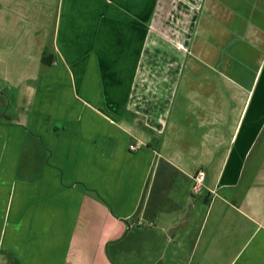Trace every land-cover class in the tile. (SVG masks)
<instances>
[{
    "label": "crops",
    "instance_id": "crops-1",
    "mask_svg": "<svg viewBox=\"0 0 264 264\" xmlns=\"http://www.w3.org/2000/svg\"><path fill=\"white\" fill-rule=\"evenodd\" d=\"M0 106L1 264H264V0H0Z\"/></svg>",
    "mask_w": 264,
    "mask_h": 264
},
{
    "label": "rangeland",
    "instance_id": "rangeland-1",
    "mask_svg": "<svg viewBox=\"0 0 264 264\" xmlns=\"http://www.w3.org/2000/svg\"><path fill=\"white\" fill-rule=\"evenodd\" d=\"M182 27H185V25H168V26L166 25V26H158L156 28L157 30H154V36H155L154 42L157 43V40L159 38V40L167 42L168 44H170V46L173 47L172 48L173 50L171 52L170 51L165 52V55L166 56H170V58L174 55V53L178 52L177 48H179V50H181L180 52H182L183 45H181L182 43L179 45V44L173 43V41L170 42L165 37L166 36L170 37V39H172V40L173 39H178V37H180V35L182 37V35H183V30H182L183 28ZM185 29H184V31H185ZM175 42L178 43V41H175ZM166 48L168 49V47H166ZM172 61H173V59L169 60V62H172ZM166 62H167V60H166ZM147 63H149V62H147ZM155 73H157V74H154V77H159L160 76L159 72H155ZM133 145L136 146V149H132L131 145H130V150L135 151V150H137L139 148L138 146L141 145V142L140 141L133 142ZM22 163H23L22 164V167H23L26 164V160H24V162H22ZM200 170H204V169L197 170L196 173L194 174V177L197 176V173ZM192 179H193L192 192H193L194 195H196V198H199V196H201L202 194H206L207 191L210 190V184H208V182H207L206 172H205V178H204L203 183L200 186L199 190L195 189L197 183H196L194 178H192ZM214 191H215V195L213 196V199H212V204L213 205L218 200V195L222 194V193H220V188H217ZM184 207L187 209L188 208V204H184ZM151 228H153L152 233L154 235V227H151ZM149 230H151V229L149 228ZM146 232H147V229H141L140 231H136L133 234V236H136L137 238H140L141 240H134V239H132L131 235H129V237H131L129 240L130 241L132 240L131 243H129V241H126L125 243H123L121 245V248L118 246V251H116L114 249L115 248L114 246H113V248H110V251H111L110 255H112V258L116 259L115 257H117L116 260L120 264H155L154 247H156V255H155V257H159L160 254L163 251H167L165 249L166 241H167V235L166 234L165 235L164 234H157L158 235L157 238H155V239L154 238H150V242H149L146 239V235H147ZM140 242L144 244L143 248H141L140 245H138ZM145 243L148 246L147 248H145ZM137 246H138V248H137ZM119 250L123 251V254H119ZM176 253L178 255L175 256V254H173L174 256L172 255V258H178L179 255L181 254V250H178V252H176ZM165 254L168 255L167 252ZM145 257H148V258L145 259ZM165 257L171 258V256H165ZM175 262H176L175 259H174V262H173V261H171V260H169L167 258V260H166V262L164 264H175Z\"/></svg>",
    "mask_w": 264,
    "mask_h": 264
},
{
    "label": "built area",
    "instance_id": "built-area-1",
    "mask_svg": "<svg viewBox=\"0 0 264 264\" xmlns=\"http://www.w3.org/2000/svg\"><path fill=\"white\" fill-rule=\"evenodd\" d=\"M131 148H132V149H136V146L133 145V144H131ZM204 178H205V172H204V170H200V171L197 173V176L194 177V179H195V181H196V183H197V184H196V187H195L196 190H197V189H198V190L200 189V186L202 185Z\"/></svg>",
    "mask_w": 264,
    "mask_h": 264
},
{
    "label": "flooded vegetation",
    "instance_id": "flooded-vegetation-1",
    "mask_svg": "<svg viewBox=\"0 0 264 264\" xmlns=\"http://www.w3.org/2000/svg\"><path fill=\"white\" fill-rule=\"evenodd\" d=\"M128 233H126L125 234V236L123 237V240H124V242L123 243H125L126 241H129V243H131V241L129 240L131 237H129V235H127ZM130 235H132V234H130ZM125 238V239H124ZM111 252V251H110ZM119 254H123V251H120L119 250ZM116 259H117V257H115ZM148 257H145V259H147ZM112 259V261L113 262H115L116 264H120L116 259H114V258H111Z\"/></svg>",
    "mask_w": 264,
    "mask_h": 264
},
{
    "label": "trees",
    "instance_id": "trees-1",
    "mask_svg": "<svg viewBox=\"0 0 264 264\" xmlns=\"http://www.w3.org/2000/svg\"><path fill=\"white\" fill-rule=\"evenodd\" d=\"M42 61H43V63L50 64L53 62V58H52V56L51 57L47 56V54L44 53Z\"/></svg>",
    "mask_w": 264,
    "mask_h": 264
}]
</instances>
